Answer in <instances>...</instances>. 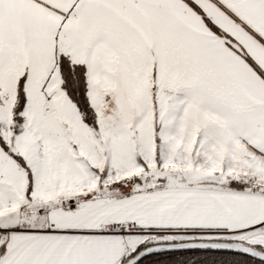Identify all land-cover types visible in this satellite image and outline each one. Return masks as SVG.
<instances>
[{
	"label": "snow or ice",
	"instance_id": "obj_1",
	"mask_svg": "<svg viewBox=\"0 0 264 264\" xmlns=\"http://www.w3.org/2000/svg\"><path fill=\"white\" fill-rule=\"evenodd\" d=\"M0 264H264V0H0Z\"/></svg>",
	"mask_w": 264,
	"mask_h": 264
}]
</instances>
